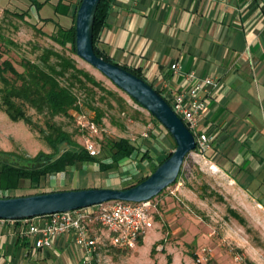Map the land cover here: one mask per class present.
Returning a JSON list of instances; mask_svg holds the SVG:
<instances>
[{"label": "crops", "instance_id": "obj_1", "mask_svg": "<svg viewBox=\"0 0 264 264\" xmlns=\"http://www.w3.org/2000/svg\"><path fill=\"white\" fill-rule=\"evenodd\" d=\"M96 44L114 63L138 70L161 94L186 90L185 75L191 71L197 78L217 79L219 87L199 125L213 135L211 148L203 155L192 153L242 188L254 186L253 180L263 185L264 1L114 0ZM173 63L178 64L175 72L170 69ZM138 148L131 157L138 162L121 161L101 184L70 176L76 174L74 166L67 170L70 174L42 178L44 192L121 188L119 178L150 159L147 147ZM129 161V167H121ZM90 164L99 170L97 163ZM22 227L20 222L0 220V264H82L70 236L35 249L33 237H20Z\"/></svg>", "mask_w": 264, "mask_h": 264}, {"label": "rangeland", "instance_id": "obj_2", "mask_svg": "<svg viewBox=\"0 0 264 264\" xmlns=\"http://www.w3.org/2000/svg\"><path fill=\"white\" fill-rule=\"evenodd\" d=\"M37 1L42 3L39 10L32 6L33 0H0V34L14 44L7 48L8 53L3 59H10L19 71L22 70L21 59L38 62L43 48L70 55L68 50L63 51L34 27L49 34L56 31L57 25L69 26L73 7L79 0L70 1L69 16L54 12L58 0ZM3 9L8 13L5 14ZM12 12H25L26 21L15 18ZM70 56L79 68L87 70L106 90L116 92L126 102L125 106H120L108 96L102 101L100 98L104 93L96 87L92 88L91 95L88 90L75 89L82 102L81 112L90 120L94 118L92 107L103 111V117L97 123L101 130V138L96 140L98 146H101L102 136L106 135L112 139H129L136 146L149 149L148 162L141 166L135 164L136 169L119 178L121 188L134 184L138 178L149 174L154 162L172 149L173 140L164 127L154 123L146 110L110 80L77 55ZM28 113L34 120L42 122V116L34 110L29 109ZM55 122L72 134L77 142L76 149H83V133L72 119L60 116ZM152 128L159 134H153ZM0 152L12 158L32 159L48 155L51 149L22 121L13 122L0 111ZM193 153L186 158L178 181L152 198L155 204L153 227L146 232L142 245L131 250L103 249L95 256L93 264H264V183L259 185L258 180H253L255 185L247 186L246 190L217 169L213 170L211 162ZM128 165H131L130 161L122 162L121 167ZM98 169L90 163L84 167L78 164L73 171L76 174H67L101 184L108 172L101 171L99 166ZM40 182V186L32 188L29 181H25L8 194L22 196L44 192L47 186L44 181ZM253 190L259 194H253ZM203 248L206 252H202Z\"/></svg>", "mask_w": 264, "mask_h": 264}, {"label": "trees", "instance_id": "obj_3", "mask_svg": "<svg viewBox=\"0 0 264 264\" xmlns=\"http://www.w3.org/2000/svg\"><path fill=\"white\" fill-rule=\"evenodd\" d=\"M70 1L58 0L54 5V12L69 16ZM80 1L73 7L72 21L69 26L57 25L56 31L49 34L40 27H34L38 33L47 36L63 51L68 50L70 55L75 56V16ZM113 1L100 0L92 31L95 53L109 62L113 61L102 53L96 43L101 26ZM32 6L34 9L39 10L42 3L33 0ZM3 11L5 14L8 13L7 9H3ZM12 16L26 21L25 12H12ZM0 42V111L5 113L13 122L22 121L31 131L36 132L38 137L51 149L48 155H39L32 159L12 158L0 152V192L3 193L0 198L14 197V195L5 193L20 188L22 182L29 181L30 187L36 188L40 180L48 174L67 172V170L78 164L97 163L101 171L109 172L116 170L121 161L137 155L139 148L129 139H112L103 135L99 155L91 156L84 148L76 149L77 142L73 139L72 134L55 122V118L60 116L68 117L75 122L73 113L80 112L82 107L80 96L75 92L77 88L88 90L89 95H91L92 88L96 87L104 93L100 98L102 101L108 96L112 100L118 101L120 106H125L126 102L116 92L106 90L92 74L83 68H79L74 58L53 48H43L38 56V62L21 59L19 64L22 70L19 71L10 59H3V56L8 53L7 48L14 45L13 42L6 39L2 34H0ZM120 66L146 81L138 70ZM150 86L152 85L150 84ZM155 90L162 96L158 89ZM166 101L168 102V100ZM107 105L110 107V104ZM29 109L42 116L41 123L33 119L32 115L28 113ZM92 109H94L93 120L100 123L103 111L99 108L92 107ZM152 120L154 123H158L153 117ZM174 148L173 141L172 149L150 167L149 174L138 178L134 184L126 187L146 179L171 154ZM144 156H147V154H144ZM179 176L173 184L178 181ZM258 204L261 203L258 202ZM138 245H142V239L139 240Z\"/></svg>", "mask_w": 264, "mask_h": 264}, {"label": "built area", "instance_id": "obj_4", "mask_svg": "<svg viewBox=\"0 0 264 264\" xmlns=\"http://www.w3.org/2000/svg\"><path fill=\"white\" fill-rule=\"evenodd\" d=\"M170 69L177 71L178 64H171ZM185 79L189 83L186 90L162 94V97L168 100L171 109L194 135V152L203 155L211 148L214 138L207 129L199 128V125L205 118L208 103L215 95L219 83L212 76L197 78L192 71L185 75ZM73 114L78 130L83 133V148L89 155L98 156L100 146L96 140L101 138L98 124L81 111ZM152 133L159 134V131L152 128ZM2 194L0 192V196ZM154 207L151 199L139 203L111 201L70 212L20 220L18 222L23 224L20 237H33L34 248L41 249L51 247L57 237L66 234L80 251L81 263L93 264L95 256L103 249L136 248L139 240L153 227ZM202 252H206V249L203 248Z\"/></svg>", "mask_w": 264, "mask_h": 264}, {"label": "water", "instance_id": "obj_5", "mask_svg": "<svg viewBox=\"0 0 264 264\" xmlns=\"http://www.w3.org/2000/svg\"><path fill=\"white\" fill-rule=\"evenodd\" d=\"M99 2L80 1L75 16L76 55L155 118L170 134L175 148L146 179L130 187L70 189L0 198V220L20 221L111 201L139 203L150 200L176 181L186 158L196 147L194 135L149 83L95 53L92 31Z\"/></svg>", "mask_w": 264, "mask_h": 264}, {"label": "bare ground", "instance_id": "obj_6", "mask_svg": "<svg viewBox=\"0 0 264 264\" xmlns=\"http://www.w3.org/2000/svg\"><path fill=\"white\" fill-rule=\"evenodd\" d=\"M212 169L215 170L214 167Z\"/></svg>", "mask_w": 264, "mask_h": 264}]
</instances>
